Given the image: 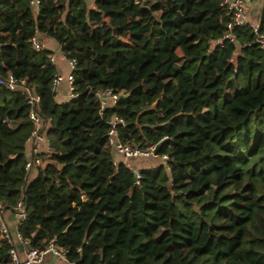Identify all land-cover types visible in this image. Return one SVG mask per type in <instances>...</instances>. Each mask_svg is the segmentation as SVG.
<instances>
[{
  "label": "trees",
  "instance_id": "obj_1",
  "mask_svg": "<svg viewBox=\"0 0 264 264\" xmlns=\"http://www.w3.org/2000/svg\"><path fill=\"white\" fill-rule=\"evenodd\" d=\"M220 1H0V76L25 80L0 87V203L28 247L53 241L71 264H264V49L246 26L215 42ZM259 17L264 32V4ZM31 36L75 60L72 97ZM105 90L128 94L100 112ZM31 108L50 155L27 170ZM113 115L120 142L155 146L138 183L115 163Z\"/></svg>",
  "mask_w": 264,
  "mask_h": 264
},
{
  "label": "built area",
  "instance_id": "obj_2",
  "mask_svg": "<svg viewBox=\"0 0 264 264\" xmlns=\"http://www.w3.org/2000/svg\"><path fill=\"white\" fill-rule=\"evenodd\" d=\"M1 1V0H0ZM35 4L38 0H34ZM261 3L264 4V0H261ZM220 6L224 12L225 16V31L222 37L216 40V43H220L223 39H228L230 41L234 40V35L232 33L235 27L246 26L251 29L252 33L255 35V41L259 48L264 49V32L260 27V22H252L249 20L247 11H246V2L245 0H221ZM29 43L36 50L45 49L43 41L39 40L37 36H31L29 38ZM70 69L71 72L63 77L62 75L56 73L54 76L51 88L53 91L58 89L59 84L62 81L67 82L69 88V96H73L72 90L74 88V76L72 70L75 66L74 59H67L62 55ZM49 60L54 63V55H49ZM25 84L24 79H17L11 75L7 77L0 76V87L4 86L7 89L13 90L19 85ZM27 91V102L34 107L35 104L39 101V96L35 93H32L28 88ZM97 97L100 100V112L107 106L109 103L111 105L115 104L119 98V95L111 92L110 90H105L103 92H96ZM29 118L33 123V129L31 130L27 143L29 145V151L27 153V160L25 162V169L30 170L32 166L39 165L42 161V157L50 155V145L48 139L42 133V121L37 115L34 108L30 109ZM108 130H107V139L108 143L113 147V150L116 155H119L121 159H114L115 163H122L125 167L131 169L134 173L135 182H139L140 178V169L135 167L133 162L139 159H146L148 157L154 156L155 146L151 145L146 148H139L131 146L129 143L120 142L117 136L118 127L124 124V118L118 115H113L108 120ZM41 143H45V149L41 151ZM166 156L163 155L162 159L165 160ZM16 209L22 211L21 202H18ZM0 237L10 243L8 250L10 257V264H37L42 261L43 257L47 253L55 255L57 258L66 259L65 251L54 244L51 241L46 247L42 249L30 248L27 246V240H25L17 230H12L8 224L7 214L5 213L2 204L0 203ZM19 245L22 246V250L19 249Z\"/></svg>",
  "mask_w": 264,
  "mask_h": 264
},
{
  "label": "crops",
  "instance_id": "obj_3",
  "mask_svg": "<svg viewBox=\"0 0 264 264\" xmlns=\"http://www.w3.org/2000/svg\"><path fill=\"white\" fill-rule=\"evenodd\" d=\"M245 2H246V11H247L249 20L252 22H259L260 21L259 15H260L261 8L257 9V6L255 4L256 0H245ZM38 39L40 40V38ZM41 41H43L45 48L52 51V54L54 55V58H55L54 64L56 66L57 73L62 75L63 77H66L71 72V69L66 59L62 56V53L60 51L58 44L55 41L51 39H47V38L41 39ZM56 91H57V99L59 101H64L67 98H69V88L65 80L59 84L58 89ZM40 146H41V151H43L45 149V143H41ZM28 151H29V145L26 142V152L28 153ZM115 158L121 159V157L116 154H115ZM139 168H142V167H139ZM10 215L11 213L7 214L8 224L12 230H16L17 225H18V219L10 220L8 218ZM37 264H71V263H69L66 259L65 260L60 259L51 253H47L44 255L42 261Z\"/></svg>",
  "mask_w": 264,
  "mask_h": 264
},
{
  "label": "rangeland",
  "instance_id": "obj_4",
  "mask_svg": "<svg viewBox=\"0 0 264 264\" xmlns=\"http://www.w3.org/2000/svg\"><path fill=\"white\" fill-rule=\"evenodd\" d=\"M256 6H257V9L261 8L263 3H261V0H256ZM158 162L157 159H154V158H151V159H139V160H136L133 162L134 166L135 167H148L149 165L151 164H154Z\"/></svg>",
  "mask_w": 264,
  "mask_h": 264
},
{
  "label": "water",
  "instance_id": "obj_5",
  "mask_svg": "<svg viewBox=\"0 0 264 264\" xmlns=\"http://www.w3.org/2000/svg\"><path fill=\"white\" fill-rule=\"evenodd\" d=\"M127 94H128V93L120 94V95H119V98L125 97V96H127ZM20 217H21L20 214H11L8 218H9L10 220H13V219H19ZM19 249L22 250V246H21V245H19Z\"/></svg>",
  "mask_w": 264,
  "mask_h": 264
}]
</instances>
